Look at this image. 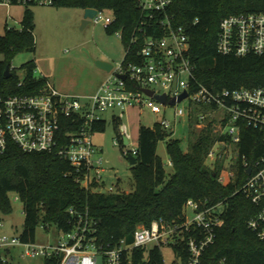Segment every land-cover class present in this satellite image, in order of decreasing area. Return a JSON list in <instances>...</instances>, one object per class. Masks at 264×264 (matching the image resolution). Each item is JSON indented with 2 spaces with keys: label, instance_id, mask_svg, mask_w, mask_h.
I'll return each mask as SVG.
<instances>
[{
  "label": "built area",
  "instance_id": "built-area-1",
  "mask_svg": "<svg viewBox=\"0 0 264 264\" xmlns=\"http://www.w3.org/2000/svg\"><path fill=\"white\" fill-rule=\"evenodd\" d=\"M59 0H0V4L55 6ZM172 0H138L141 22L135 29L133 44L140 43L138 56L141 63L122 62L113 66L99 90L90 96L61 93L47 80L43 88L31 94H0V154L11 144L24 152L54 154L74 168L73 176L82 186L96 183L92 190L116 192L106 189L102 173L103 159L100 149L93 143V125L102 120L104 111L143 108L146 104L153 112H166L169 101L175 99L174 120L163 118L159 123L173 135L180 122L189 123L195 130L210 129L213 141L205 161L212 168L218 166L217 180L221 185L233 184L242 170L243 180L237 189L258 207L248 220V228L264 240V135L262 151L250 162L240 154L245 129L264 133V87H240L214 90L200 84L194 88V65L189 55L190 40L182 26H175L167 14ZM96 10L90 22L106 29L113 23L111 10ZM151 31V34H147ZM122 37L121 32H116ZM217 51L222 55L246 56L264 54V12L230 15L220 22ZM14 69V68H12ZM124 75L125 79L117 76ZM21 85V83H19ZM167 96L162 104L148 96L144 90ZM186 97L178 102L183 93ZM186 103L185 106L179 104ZM124 134V133H123ZM125 136V134H124ZM120 143V142H119ZM118 143V144H119ZM117 144V142L115 143ZM120 145V144H119ZM129 142L127 145L128 146ZM126 148V147H125ZM123 155L136 156L137 147L123 150ZM171 166V163H169ZM221 203L207 205L188 199L183 206L181 224L161 220L150 226L138 225L132 243L121 240L103 244L97 236L98 221L88 211L76 212L75 222L55 244L35 245L23 243L20 238L0 234V249L22 245L24 257L59 259V264H132L135 250H142V261L149 264L150 250L171 248V264H199L204 250L214 242L215 231L223 225ZM192 218L188 217V212ZM2 227L0 219V230ZM191 230L193 235L185 236ZM184 244L188 261L183 263L174 251V245ZM150 248V249H149ZM164 260V258H163ZM164 264L165 261H164Z\"/></svg>",
  "mask_w": 264,
  "mask_h": 264
},
{
  "label": "trees",
  "instance_id": "trees-1",
  "mask_svg": "<svg viewBox=\"0 0 264 264\" xmlns=\"http://www.w3.org/2000/svg\"><path fill=\"white\" fill-rule=\"evenodd\" d=\"M58 6H73L99 10H111L113 23L107 28L110 33L121 32L124 45V60L141 63L138 51L140 43L133 44L141 17L138 0H59ZM264 12V0H172L167 14L174 25L182 26L190 40L189 55L194 65V88L200 84L214 90L240 87H264V54L250 53L246 56L222 55L217 51L220 22L230 15ZM33 13L26 8L21 28L6 29L0 36V94H31L46 84L45 77H36L35 62L29 61L23 68L26 75L20 79L11 61L20 52L34 49ZM147 34H151L149 31ZM10 65L11 75L4 71ZM21 83V85H19ZM121 119L112 120L116 137L123 148ZM93 131L103 132L106 121L98 120ZM162 128L159 122L152 127L139 128L136 164L130 165L134 179L131 191L97 192L93 186L76 182L74 168L54 154L24 152L11 144L0 154V217L12 208L9 192L17 194L23 203L24 223L19 237L23 243H35L39 225L54 224L59 231H68L75 222L69 209L85 212L98 221L97 236L103 244H115L124 240L132 243L138 225L150 226L155 220L181 224L183 206L188 199L205 202L207 205H223V225L216 229L215 239L203 252L199 264H264V240L248 228V220L258 212L249 198L237 189L242 182V170L233 184L224 186L217 180L218 166L212 169L205 161L207 150L212 146L210 129L190 128L193 140L187 151L181 148L179 139ZM264 133L245 129L240 154L250 162L262 151ZM166 140V151L171 161L167 172L162 159L157 155L160 141ZM193 230L185 236L193 235ZM183 263L188 261L184 244L173 246ZM45 264H59V259H45ZM142 261V250H135L132 264ZM126 264V263H125ZM149 264H164L160 248L150 250Z\"/></svg>",
  "mask_w": 264,
  "mask_h": 264
},
{
  "label": "rangeland",
  "instance_id": "rangeland-1",
  "mask_svg": "<svg viewBox=\"0 0 264 264\" xmlns=\"http://www.w3.org/2000/svg\"><path fill=\"white\" fill-rule=\"evenodd\" d=\"M28 8L33 13L35 39L34 49L18 53L11 61V69L20 79L26 75L23 65L29 61L36 64V77H42L43 73L55 84L61 93L76 96L92 95L108 77V73L96 66V60L110 62L113 66L122 62L124 45L122 38L116 33H110L103 25L90 23L82 28L84 8L73 6H43L12 4L6 6L0 4V36L6 29H20L24 10ZM5 59L0 53V61ZM186 103L179 104L185 106ZM166 112H153L146 104L143 108H129L125 112L118 109L104 111L100 114L106 121V129L103 132L94 131L92 140L102 150V178L106 189L115 188L116 191H131L134 186V177L130 170V164L123 155L122 149L137 147L139 128L141 125L152 127L163 118L174 120V105H167ZM113 115L120 116L119 127L128 139L129 145L118 144ZM189 123L182 121L172 135L179 139L181 148L187 151L193 136L190 135ZM170 132V131H168ZM117 142V144H115ZM126 147V148H125ZM157 155L162 159L167 172L171 171L169 157L166 151V140L160 141L157 146ZM11 210L1 214V235L19 238L23 231L24 213L23 203L16 193L9 192ZM222 206L218 210L222 211ZM188 217L192 218L190 211ZM54 224L48 227L39 225L36 230L35 245L55 244L62 237L61 232ZM24 246L18 245L12 248L0 249V264H45V258L24 257ZM150 249V248H149ZM163 258L166 264L174 260L171 248L163 249ZM99 263L101 261L99 260Z\"/></svg>",
  "mask_w": 264,
  "mask_h": 264
},
{
  "label": "water",
  "instance_id": "water-1",
  "mask_svg": "<svg viewBox=\"0 0 264 264\" xmlns=\"http://www.w3.org/2000/svg\"><path fill=\"white\" fill-rule=\"evenodd\" d=\"M95 13H96L95 9H92V8H85L84 9V15H83V19H82V28L87 26V25H89L91 23L90 22V18H92L95 15ZM95 64H96V66H98L100 69L104 70L107 73H109L111 71V69L113 68V65L110 62H107V61H104V60L103 61L102 60H96ZM4 75L6 77H9L11 75L10 65L9 64L5 68ZM117 76L122 78V79H125L124 75L117 74ZM144 92L148 96L153 97L155 100L161 102L162 104H166L167 103V96L165 94H162V95L154 94L153 93L154 91H151V90H148V89H145ZM187 93L188 92H185L182 95H180V97L178 98V102H180L183 98H185ZM169 104L174 105L175 104V99L170 100ZM123 141H124V145L128 144V139H127L126 136H123ZM127 160H128V162H129V164L131 166L135 165L136 161H137L136 157L134 155H132L131 153L128 154Z\"/></svg>",
  "mask_w": 264,
  "mask_h": 264
},
{
  "label": "crops",
  "instance_id": "crops-1",
  "mask_svg": "<svg viewBox=\"0 0 264 264\" xmlns=\"http://www.w3.org/2000/svg\"><path fill=\"white\" fill-rule=\"evenodd\" d=\"M124 56H125V53H124ZM123 56V57H124ZM42 75H43V77H45L52 85H53V83L48 79V77H46V75H44L43 73H41ZM53 87H55L57 90H58V88L56 87V85L54 84L53 85ZM65 94H67V93H65ZM87 96H90V95H87ZM133 108H135V107H133ZM112 118H114V119H120V116H115V115H113V117ZM102 120H103V118H102ZM94 143V142H93ZM100 149V148H99ZM102 152V150L100 149V153ZM171 162V161H170ZM169 162V163H170ZM125 192H128V191H125Z\"/></svg>",
  "mask_w": 264,
  "mask_h": 264
}]
</instances>
